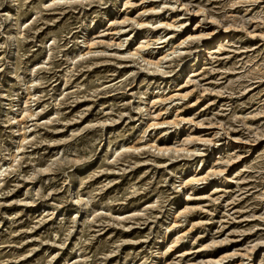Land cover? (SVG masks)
<instances>
[{
    "label": "rangeland",
    "instance_id": "rangeland-1",
    "mask_svg": "<svg viewBox=\"0 0 264 264\" xmlns=\"http://www.w3.org/2000/svg\"><path fill=\"white\" fill-rule=\"evenodd\" d=\"M0 264H264V0H0Z\"/></svg>",
    "mask_w": 264,
    "mask_h": 264
},
{
    "label": "bare ground",
    "instance_id": "bare-ground-1",
    "mask_svg": "<svg viewBox=\"0 0 264 264\" xmlns=\"http://www.w3.org/2000/svg\"><path fill=\"white\" fill-rule=\"evenodd\" d=\"M200 36H201V35H200ZM193 37H194V36H193ZM205 37H208V36H205ZM189 38H191V37H189ZM189 38H188V39H189ZM188 39H187V40H188ZM185 42H186V41H185ZM149 61H150V60H149Z\"/></svg>",
    "mask_w": 264,
    "mask_h": 264
}]
</instances>
